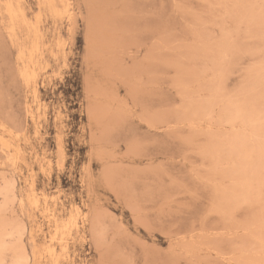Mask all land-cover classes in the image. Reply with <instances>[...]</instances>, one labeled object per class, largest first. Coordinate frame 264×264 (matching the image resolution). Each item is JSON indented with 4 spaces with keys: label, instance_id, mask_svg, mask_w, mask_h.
<instances>
[{
    "label": "rangeland",
    "instance_id": "obj_1",
    "mask_svg": "<svg viewBox=\"0 0 264 264\" xmlns=\"http://www.w3.org/2000/svg\"><path fill=\"white\" fill-rule=\"evenodd\" d=\"M0 264H264V0H0Z\"/></svg>",
    "mask_w": 264,
    "mask_h": 264
},
{
    "label": "bare ground",
    "instance_id": "obj_2",
    "mask_svg": "<svg viewBox=\"0 0 264 264\" xmlns=\"http://www.w3.org/2000/svg\"><path fill=\"white\" fill-rule=\"evenodd\" d=\"M31 68H32V67H31ZM34 75H35V74H34ZM28 78H29V79H33L34 77H33V76H29ZM47 250H48V249H47Z\"/></svg>",
    "mask_w": 264,
    "mask_h": 264
}]
</instances>
